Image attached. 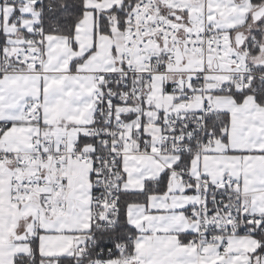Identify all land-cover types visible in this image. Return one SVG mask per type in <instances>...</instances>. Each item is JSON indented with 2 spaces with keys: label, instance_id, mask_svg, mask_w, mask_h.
I'll return each instance as SVG.
<instances>
[{
  "label": "snow or ice",
  "instance_id": "snow-or-ice-1",
  "mask_svg": "<svg viewBox=\"0 0 264 264\" xmlns=\"http://www.w3.org/2000/svg\"><path fill=\"white\" fill-rule=\"evenodd\" d=\"M0 264H264V0H0Z\"/></svg>",
  "mask_w": 264,
  "mask_h": 264
}]
</instances>
